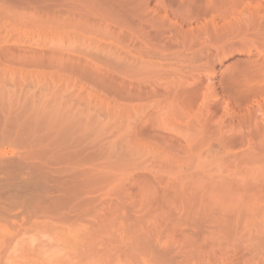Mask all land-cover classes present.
I'll return each mask as SVG.
<instances>
[{"label": "rangeland", "instance_id": "obj_1", "mask_svg": "<svg viewBox=\"0 0 264 264\" xmlns=\"http://www.w3.org/2000/svg\"><path fill=\"white\" fill-rule=\"evenodd\" d=\"M0 4V264H264V136L248 120L264 119L263 11L238 37H209L210 102L263 63L252 115L230 102L227 128L182 149L133 136L114 60L119 28L157 40L149 9L178 0Z\"/></svg>", "mask_w": 264, "mask_h": 264}, {"label": "bare ground", "instance_id": "obj_2", "mask_svg": "<svg viewBox=\"0 0 264 264\" xmlns=\"http://www.w3.org/2000/svg\"><path fill=\"white\" fill-rule=\"evenodd\" d=\"M178 2L176 9H164L161 14L159 6L149 9L155 16L153 18L161 23V29L157 30V40H149L147 32L121 34L119 28L114 60L119 64L120 71L124 72L115 79L117 97L119 101L127 99L131 104L120 103L118 109L122 114L126 109L130 110L129 122L133 136L145 142H160L183 149L194 142L205 140L201 132L208 125L222 132L227 128V122L223 120L230 102L244 111L243 103L245 105L250 101L246 99L260 90L256 77L262 72L263 63L253 57L245 65L239 66L236 75L230 78V90L224 89L220 99L208 101V95L213 89L212 80L208 76L209 68L211 62L220 56L219 48H213L209 37L221 33L226 37H238L241 31L239 26L243 24L242 18L245 15H261L263 11L259 17L264 16V2L262 5L257 0H200L198 5L196 0ZM145 6L148 9V2H145ZM16 26L10 25V29ZM75 58L66 57L67 61L71 60L69 64L72 63L70 66L73 65V68L80 64L81 59L78 57L77 63ZM84 70L87 74L88 71ZM95 72L97 74V69ZM249 105L241 117L252 115L253 107L249 108ZM219 107L224 114L217 117L215 110ZM253 116L248 120L252 121L256 130L262 129L263 139L264 119L261 121V118ZM216 140L221 143L224 138L218 137Z\"/></svg>", "mask_w": 264, "mask_h": 264}]
</instances>
